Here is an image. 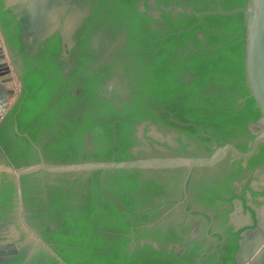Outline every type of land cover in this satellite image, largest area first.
Returning <instances> with one entry per match:
<instances>
[{
	"label": "flooded vegetation",
	"instance_id": "1",
	"mask_svg": "<svg viewBox=\"0 0 264 264\" xmlns=\"http://www.w3.org/2000/svg\"><path fill=\"white\" fill-rule=\"evenodd\" d=\"M226 2L0 0L21 36L11 41L0 19L19 85L0 121V164L208 157L227 144L250 152L261 113L250 118L244 66L201 73L221 58L196 62L224 46L207 35L219 27L200 26ZM35 69L50 83V110L35 128L23 129L31 113L7 125ZM187 97L199 107L184 109ZM249 261L264 264V140L212 165L0 172V264Z\"/></svg>",
	"mask_w": 264,
	"mask_h": 264
},
{
	"label": "water",
	"instance_id": "2",
	"mask_svg": "<svg viewBox=\"0 0 264 264\" xmlns=\"http://www.w3.org/2000/svg\"><path fill=\"white\" fill-rule=\"evenodd\" d=\"M10 3V2H9ZM242 13L244 22L243 37V66L246 85L250 95L254 98L257 108L260 110V117L256 123L257 136L254 140L253 149L250 152H241L234 145L227 144L219 146L211 156L208 157H147L133 160H97L68 164H34L15 168L8 164H0V172H7L13 175H21L36 171L40 168L51 171H92L98 169L116 168H168L178 166H203L212 165L223 158L229 151L241 157H249L258 148L260 141L264 140V0H246L245 4L231 10H214L204 13L233 14ZM4 41V45L3 42ZM6 36L0 22V102L8 101L3 91L4 85L13 81L11 68L7 60ZM245 248V241L241 244V253ZM243 263L241 264H250Z\"/></svg>",
	"mask_w": 264,
	"mask_h": 264
},
{
	"label": "trees",
	"instance_id": "3",
	"mask_svg": "<svg viewBox=\"0 0 264 264\" xmlns=\"http://www.w3.org/2000/svg\"><path fill=\"white\" fill-rule=\"evenodd\" d=\"M245 4V0H228L223 6V9L230 10L238 6H242ZM2 5H0V19L4 28L5 33L8 35V38L16 44L21 43V36L19 33V29L15 32H10L12 25L9 24V21L14 18L12 15L11 17H7L9 13H11V9L1 10ZM197 17L194 16V20ZM19 21H15L17 24ZM215 25L220 28V31L214 32L213 34L207 33L212 39V42L219 41L218 38H221L222 46L221 48H217L213 50L214 54L211 55L210 58L205 59L203 61H196L197 63L201 62H216L219 58H221L220 62L214 63V66L209 68L204 63V67L200 68V72H215L218 69H225V70H235L237 74H243V37L242 33L244 32V22L242 18L241 12H236L233 14H207L203 16V24L200 28L206 29V25ZM227 30V31H226ZM226 32L230 33V35L234 36L232 39H226ZM226 39V40H225ZM59 47L57 46V52L59 51ZM22 95L20 100L14 106V108L9 112V118L7 119V125H13L12 120L16 117L18 121V126L22 127V122L20 120L21 114L31 113V117L27 119V123L23 129H28L30 126H34L35 124L39 123L38 117L43 114L45 111H49L50 108L48 107V102L50 97L49 90H50V83L46 76L42 74L38 69L34 71L27 72L24 74V82L22 87ZM247 93H250L247 90ZM247 99V108L250 111V118L253 119L260 114L259 109L256 107V103L252 96ZM198 97H187L186 99H181L182 105L184 109H193L199 107L197 103ZM212 99V97H209ZM226 98L222 97L219 99V102L225 101ZM218 102V101H217ZM218 102V103H219ZM188 103H192V106H188ZM226 104H231V102L226 101ZM172 107H176L175 105H171ZM210 124V123H209ZM7 125L2 126L5 128ZM31 132V131H30ZM33 133V132H31ZM1 134V132H0ZM1 136V135H0Z\"/></svg>",
	"mask_w": 264,
	"mask_h": 264
},
{
	"label": "crops",
	"instance_id": "4",
	"mask_svg": "<svg viewBox=\"0 0 264 264\" xmlns=\"http://www.w3.org/2000/svg\"><path fill=\"white\" fill-rule=\"evenodd\" d=\"M11 76H13L12 72H11ZM18 86L19 85L17 84V82H15L14 79L12 82L4 85L3 91H4L5 96L7 97L8 101L13 100L15 98V96L19 90Z\"/></svg>",
	"mask_w": 264,
	"mask_h": 264
},
{
	"label": "built area",
	"instance_id": "5",
	"mask_svg": "<svg viewBox=\"0 0 264 264\" xmlns=\"http://www.w3.org/2000/svg\"><path fill=\"white\" fill-rule=\"evenodd\" d=\"M10 101L0 102V121L4 118L8 111Z\"/></svg>",
	"mask_w": 264,
	"mask_h": 264
}]
</instances>
